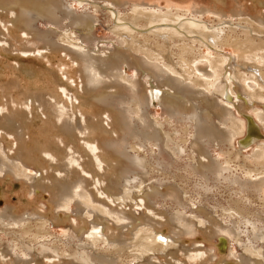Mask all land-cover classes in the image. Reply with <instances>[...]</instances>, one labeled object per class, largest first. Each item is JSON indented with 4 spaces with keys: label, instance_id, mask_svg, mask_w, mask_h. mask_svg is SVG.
<instances>
[{
    "label": "bare ground",
    "instance_id": "1",
    "mask_svg": "<svg viewBox=\"0 0 264 264\" xmlns=\"http://www.w3.org/2000/svg\"><path fill=\"white\" fill-rule=\"evenodd\" d=\"M102 1L104 4L101 5ZM140 1L141 0H78L80 5H87L86 10L78 12L73 5L65 0H0V47L5 48L8 52H12L13 54L14 50L12 51V46L14 47V45L12 42L10 43L9 35L12 36L16 30L18 31V22L21 24L19 30L23 32L24 40L26 39L25 41L23 40L24 42L20 43V46L22 47L19 50H21L23 54H37L36 52L39 51L47 52L42 53V58H46L50 52L56 54L57 51H61L60 53L64 52L65 56L69 55L71 58L69 59L73 60L71 62H76L79 65L81 71L80 74L82 73L83 82L81 83V86L78 85V88L81 87V89L84 90H82L83 93L86 91L87 93L93 92V94H95L99 91V99L108 101L107 105H110L113 104L115 98H125V95L122 94V90H124L125 86H128V88L133 91L129 94V97L133 100L130 104L125 102L128 99L123 102L124 105L121 110V113L124 116L123 124L128 123L129 119L126 120L125 117H127V113L130 112H138L140 114V123L143 126L148 127L149 124L154 122L152 120V122H150V119L148 121L147 107L149 108V103L145 100L142 102L140 100L141 95L139 93L143 94L142 96L146 97L149 102L153 99L159 100L161 104L166 106L165 108H167L171 115L174 114L178 117L190 118L195 129L192 142L196 152L195 156H193L194 169L201 173V175L210 172L218 174L222 171V165L218 159L212 157L206 147L207 145L205 146L206 141L213 140V143H215V141L223 143L225 141L226 143L228 141H236L238 136L245 132L244 130H246L248 122L254 126L259 124L264 128V0H259L261 9H258V7H256L255 4L249 0L250 5L255 8V13L250 12L249 6L247 9L243 6H240V8L236 7L232 11V16L245 22V25L237 22L239 25H242V27H236L234 26V23L230 21V23L226 25H210L203 20V17L206 14H213L217 20L222 18H226L225 20H227L231 18V15H229L226 11L223 0H210L213 6H198L196 4L192 10L181 9L177 6L174 8L168 7V9H163ZM131 2L132 4L129 10V15L133 18L132 21L129 22L126 21L127 15L122 12L121 7H129ZM102 6H105L110 16L114 19V24L112 26L113 31L121 36L119 39L121 44L116 48H83L78 42L73 41L71 33H68L66 38H64V41L59 43V41L53 38L50 30L40 31L36 26V22L39 19H46L51 21L52 24L57 25L60 24L62 19L66 18L73 29L75 28V30L80 31V37L91 39L95 27L94 23L98 19L97 12L100 8H102ZM90 7L94 8V11H92V9L90 10ZM4 15H7V17H4ZM128 18L130 17L128 16ZM141 20L146 22L144 27L138 25ZM15 35L18 41L22 40V36H20L19 33ZM28 39H31L33 42L41 41L44 44H41L43 45L41 48H38L36 45V47H34L32 44L28 43ZM227 46L238 50L240 52V57L237 59L236 56L230 57L224 55V48ZM201 47H205L210 50V53H204L203 51L200 52L203 49H201ZM175 50H178L180 54L178 53V61L172 65L170 64V61ZM61 55L65 57L63 54L58 55V57L60 56L62 59L63 57ZM30 56L34 58L31 54ZM247 56H251L250 58H246L251 62L246 63L243 61ZM43 63L44 61H42V65ZM47 64H49V62ZM66 64L67 63H64V65ZM121 64H126L129 67H132L135 70L137 77L134 80L128 81L129 78H125L120 71L121 68L119 69ZM14 65L18 69H22L23 71L25 70L27 73H33L35 77L38 75L43 76V78L48 77V70L46 72L42 70V68H35L34 65L23 67V65L20 66L17 62H15ZM14 65L13 67H15ZM54 65H58V63H54ZM49 66L51 65L49 64ZM76 70L77 69H75V71ZM143 72L145 73L144 76L151 77L153 79V86L150 88L146 87V90H143L144 88L142 89L140 87V81H142L141 78L144 77L141 75ZM57 74L58 75L52 76V81L46 79L49 87L52 85L50 90L51 92L45 91V94L43 92L40 94H31L29 97L30 99H27L30 105H35L34 109L28 105V107L24 109H16L15 107L10 106V109H12L11 113L3 114L4 108L0 105V139H3L5 136H9L18 141V144L15 147L9 145L6 146V144L4 147L0 146V174H4V172L7 171L15 172L16 174L17 172L20 173L21 166L23 167L22 164L25 161L28 163L35 162L36 157L33 155L34 151L28 148V140L35 142L36 144L33 146L36 148L39 147L41 150L40 152L44 154V156H47L50 160L58 159L57 157L59 155L56 152L57 150L55 151L51 149V147L50 149L45 148V145H42L39 141L34 140L30 133V128L28 133H25L24 135L21 134L23 136L20 135L21 131L19 133V128L23 130V125L25 124L27 130L29 119L34 115L33 110H35L37 117H42V115L45 114L44 110L49 109L51 104L58 105L60 112L52 110L56 118H58V120L56 118L55 120H60L64 124L63 126L73 130L76 128L79 130V128L82 129V127L83 129L84 127L88 128V131L91 130H89L90 125L88 126L86 124L85 126H82V123L80 122L82 120L78 118L79 113L76 114L74 112V103L72 102L67 104L69 102V98L72 99L71 97L68 98L67 103L65 101H61V92H67V88L63 83L73 80V78H71L72 75L70 71L66 72V76H64L63 73ZM74 74L76 75V73ZM24 75L26 74L24 73ZM109 80H111L110 83H108ZM17 85L18 83L15 86ZM60 86L62 87V91H60V94L58 93V95L57 92ZM101 87H103V89L100 90ZM135 91H138L139 93H135ZM73 92L75 91L73 90ZM83 93L81 92V95H83ZM11 94H13V92H10V96ZM65 95L68 96L66 93ZM50 98L53 100H50ZM94 99L98 98L94 97ZM120 100L123 101L122 99ZM12 104L16 105L15 102ZM80 107L82 106H79V108ZM88 107H91V105ZM51 109L57 108L56 106H51ZM112 109L114 110L113 107ZM111 121H114L113 117ZM40 125L42 126V124ZM59 126L60 128L62 127V125ZM60 128H58V131L62 129ZM85 130L86 129H84V131ZM96 131L97 130H95L94 133L97 134ZM85 132L87 133V131ZM92 132L93 131L89 132L87 136L84 135L85 137L81 138L86 139L89 142L91 141L90 143H92H84L89 153L86 156L87 158H90L87 160L88 162H84L80 159L82 151H70L67 147L63 146L68 149L70 153L65 155V152L68 150L64 152V155L68 157L65 161H62L63 163H61V161L59 162V164L61 163L59 165V172H57L58 168L56 170L54 165L50 163V166L54 167L57 174L50 175L46 170L45 173L41 172L40 176L38 174V179L35 180L36 187L34 186L36 189L46 188L45 190L50 191L56 199L55 202L58 203L61 208H66L67 202L75 200L74 197L78 196L79 199L76 198V200H78L81 204L84 203L86 205V212H88V209L95 211L100 215V218L104 219L103 221H99V225L92 226L89 232L87 225H78V223L74 224L75 233L77 234L76 236H80L87 232V238L88 240H92L91 244L94 246L99 245L102 241L108 243V241L113 240L116 244L112 246L120 248L122 242L126 241L129 234L134 232L135 229H138L137 231H141L148 228L137 225L136 223L138 221L153 227L151 228L153 232L157 231L159 224L163 223L170 225L169 227L172 226L171 230L173 235L169 236L174 243H171V241L169 243L167 242L168 240L164 243L162 239H157V235L166 238L163 233H158L155 236L146 234L145 238H148V240L144 246L147 248L146 251L150 252V254L152 253V256L136 260L134 264H209L208 257L206 256L204 250L205 246L203 244L199 246L197 245V247L190 246L182 241V234L185 233L186 235V233L189 234L196 232L197 229H203L206 234L205 236L210 238L214 233L220 231L219 227L221 225L218 222V216L216 217L211 214L205 210L206 208H201V213L199 212L202 215L201 217H197L195 215L185 217L182 214L168 215L165 212L153 210L151 208L154 203H152L151 196L154 194L156 195L159 188H152L151 192L143 190L142 192L137 193L142 196L144 192H146L145 196L141 197L136 204H139L142 207L149 206V212L151 215L145 216V219L143 217L141 219H136L135 221L132 220V222H129L131 228L127 226L124 228L122 226V230L121 228L119 230H114L112 228L110 223H113L114 218L118 214L120 215L122 211L110 205H113V201L123 203L124 200L119 197L109 196L112 187L108 184L104 171L108 169L113 171L112 168L114 169V166L120 164V166H117L121 167L122 164L121 162L116 163L111 161L107 155L102 154L103 150L106 148L100 147V139L95 138L98 134L93 136ZM153 135V137L162 143L165 134L160 132L158 127L157 131L154 132ZM125 137L127 136L125 135ZM18 138H21V140H18ZM255 140L256 138L250 136L247 140L241 141L239 145L240 149H244ZM73 141H75V148L80 145H78L76 140ZM56 144L58 143L56 142ZM2 152L8 158L7 162L2 157ZM253 156L255 159L264 157V143H261L256 148ZM82 157L84 156L82 155L81 158ZM60 158L62 159V157ZM86 163L90 165V176L87 175L89 174L87 172L83 174H81V172L78 173V170H80L78 167L73 168V165L75 164H82V166L85 167ZM47 167L49 170L50 167ZM124 169L128 168L124 167ZM113 174H115L114 171ZM113 174L111 176H113ZM116 177L119 179V174L115 176V178ZM251 181L252 186L258 189V191L264 187V175L254 178L250 180V182ZM170 189L178 194L176 187L172 186ZM102 196H105L107 202L109 203L101 202L99 199ZM82 211L83 210L78 209L77 213L80 215ZM31 213L32 212L28 211L24 215H33ZM129 213L130 212L126 214L132 215V213ZM85 214L88 216L87 213ZM92 215V213L89 214L90 217ZM0 218H7L21 226L24 225L25 220L22 214L15 212L14 209H11V207L10 210L5 209L1 212ZM51 218L55 221L64 220L62 216L57 215L52 216ZM95 220L96 224H98L97 219ZM42 221H39L41 224H39V226H41V228L44 226ZM2 223L4 222L2 221ZM76 225L78 227H76ZM104 230H107V235H105ZM258 235L261 238L263 237V233H259ZM104 236H106L105 240L103 239ZM39 251L33 250L31 254L25 253L24 255H20L18 253H14L9 247L2 248V246H0V264H70L65 262L66 260L64 261V258H70L69 254L65 251H56L49 247H42ZM94 251L95 255H89V257L81 256V260L78 258L75 259L74 256L72 259L75 263L73 264H97L96 262L104 263L106 260H111L106 253L99 252L98 250ZM262 251H264V248ZM260 253L262 254V252ZM150 254H148V256ZM260 255L250 257L246 255L242 256V259L240 260L242 261L241 264H264V257ZM194 259H197L198 261ZM212 259H214V257H212ZM107 262L110 263L109 261Z\"/></svg>",
    "mask_w": 264,
    "mask_h": 264
},
{
    "label": "rangeland",
    "instance_id": "2",
    "mask_svg": "<svg viewBox=\"0 0 264 264\" xmlns=\"http://www.w3.org/2000/svg\"><path fill=\"white\" fill-rule=\"evenodd\" d=\"M65 1L73 5L78 12H83L87 8V5H80L78 0ZM250 1L255 4L258 9H261L259 0ZM140 2H146L150 5H153L155 7L158 6L163 9H168V7L174 8L177 6L181 9L192 10V8L196 6V4L198 6H213L210 0H141ZM102 4H104L103 1L101 2V5ZM131 4L132 2L130 3L129 7H121L122 12L127 15L126 21L129 22H131L133 18L131 15H129ZM223 4L226 8L227 13L231 15V18L227 20H225L226 18L217 20L213 14H206L203 17V20L210 25H226L230 22H233L234 26L242 27V25H239L237 22H240L244 25L245 22L240 21L239 19L232 16V11L236 7L240 8V6H243L245 9H247V7L249 6L250 12L255 13V8L250 5L249 0H223ZM91 9L92 11H94V8L90 7V10ZM97 13L98 19L94 23L95 27L91 39L80 37V31L75 30V28L73 29V27L68 22V19L66 18L62 19L60 24L57 25L52 24V22L49 20L39 19L36 22V26L40 31L50 30L53 38L59 41V43H62V41H64V38H66V35L68 33H71L73 41L78 42L83 48H116L121 44L119 40L121 36L115 33L112 29L114 19L110 16L105 6H102V8H100ZM128 16L130 18H128ZM4 17H7V15H4ZM17 25L18 31L16 30V32L19 33L20 36H22V40L18 41L16 39V32L12 36L9 35L10 43L12 42V44L14 45V47L12 46V51L14 50L13 54L12 52H8V50H6L5 48L0 47V105L4 108L3 114L11 113L12 109H10V106L15 107L16 109H24L28 106H31L34 109L35 105H30L27 101V99H30V95L38 93L40 94L42 92L45 94V91L51 92L50 90L52 85H50L49 87L46 79L52 81V76L58 75L57 73H63V75L66 76V72L70 71L72 75L71 78H73V80L63 83L67 88V92L65 93L68 96H66L62 91V84L59 87L57 94H60V91H62L63 93L61 92V101H65L66 103L68 102L69 97L72 98H69V102L67 104H70L72 102L74 103V112L76 114L79 113L78 118L82 120L80 121L82 123V126H85L86 124L88 126L90 125L89 130H91L88 131V128L84 127V129H86L85 131H87L86 133L83 127L82 129L79 128V130L77 128L73 130L63 126L64 124L60 120L57 121L58 118H56L55 114L52 111L55 110L56 112H60L58 105L55 104H51V106H56L57 109H51L50 106L49 109L44 110L45 112L43 111L45 114L42 115V117H37L35 110H33L34 115L29 119L27 130L25 124L23 125V130L19 128V133L21 131L20 135L28 133L30 128V133L34 140H37L40 142V144L45 145V148L50 149L51 147V149L55 151L57 150L56 152L59 156L57 157L58 159L50 160L49 158H47V156H44V154L40 152L41 150L39 149V147H37V149L35 146H33L34 144H36L35 142L28 140L27 145L29 146L28 148L34 151L33 155L36 157L35 162L28 163L25 161L22 164L23 167L21 166L20 173L17 172L16 174L15 172L7 171L4 172V174H0V213L5 209L10 210L11 207V209H14L15 212L22 214L25 219V226H21L7 218H0V246H2V248L9 247L14 253L24 255L25 253L31 254L33 250L39 251L42 247H49L56 251H65L67 254H69L70 260L67 259V257L64 258V261L66 260L65 262H68L70 264L75 263V261L72 259L74 256L75 259L78 258L79 260H81V256L89 257V255H95L94 250H98L99 252L106 253L111 260H106L104 261V263L96 262L97 264H134L136 260H139L143 257L149 258L150 256H152V253L150 254V252L146 251L147 248L144 246L148 240V238H145L146 234L155 236L158 233H163L166 238L157 235V239H162L164 243H166L167 240V242L169 243L170 241L171 243H174V241L170 238V236L173 235L171 230L172 226L169 227L170 225L162 223L159 224L158 230L153 232L151 229L153 227L138 221L136 223L137 225L148 228H145L141 231H137L138 229H135V234L134 232L130 233L126 241L122 242V245L120 244V248L112 246L116 244V242L113 240L108 241V243L102 241L99 245L94 246L93 244H91L92 240H88L87 232L80 236H76L77 234L75 233L74 224L78 223V225H87V229L89 232L92 226L99 225V221L104 220L99 217L100 215L98 213L89 209V213L86 212V205L84 203L81 204L78 200H76V198L79 199V197L75 195V200L68 201L66 204L67 207L61 208V206L55 202L56 199L50 191L45 190L46 188H35V180L38 179L37 177L40 176L41 172L45 173L46 170L50 175L57 174L60 169L59 165L63 163L62 161H65L68 157H66L65 155H68V153H70V151L72 150L82 151L81 156L83 155L84 157L81 158V156L79 155L80 159L84 162H88L87 160H89L90 158H87L86 156L89 153L84 143H92H90L91 141L89 142L86 139L81 138L87 136L89 132L93 131V136L98 134L95 138L100 139V147L106 148L104 150L102 149V154L107 155L111 161H114L116 163L121 162V164L123 165V168L122 165L121 167H118L120 166V164H117L118 166H114V169L112 168L115 174H113V171H111L110 169L104 171L105 178L107 179L108 184H110L112 187L109 196L119 197L124 200L123 203H117L113 201V205L109 204L110 206H113L116 209L122 211L120 215L118 214L114 218V222L110 223L114 230H119L120 228L122 230L126 226L131 228L129 222H132V220L135 221L136 219H141L143 217L145 219V216L151 215L149 212V206L142 207L141 205L136 203L141 197L145 196L146 192H151L152 188L156 187L159 188V191L156 192V195L154 194L151 196L152 203H154L153 207L151 208L153 210L165 212L168 215L182 214L185 217L189 215L201 217L202 215L200 214V210L206 208L205 210L215 215L216 217L218 216V222L221 225L219 227L220 231L214 233L210 238H207L205 236L206 234L204 233L203 229H197L196 232H192L194 234H182V241L189 244L190 246L197 247V245L199 246L202 244L205 246L204 250L206 256L208 257L209 264H241L242 261L240 260L242 259V256H257L261 254L260 252H262L260 256L264 257V251H262L264 248V187L258 191V189L252 186V181L250 182V180L264 175V157L255 159L253 156L256 148L261 143H264L263 127H261L259 124L254 126L248 122L246 130H244L245 132L241 133L236 141H228L227 143L226 141L224 143L218 141H215V143H213V140L206 141L205 146L207 145L206 147L212 157L219 160L222 165V171L218 174H213L210 172L201 175V173L194 169L193 156H195L196 152L192 145V142L193 136L195 134V129L190 118L180 116L178 117L174 114L171 115L167 108H165L166 106L161 104L159 100L153 99L149 102L146 97L142 96L143 94L137 91L141 95L140 100L142 102L143 100H145L149 103V108L147 107L148 116L146 115L148 117V121L150 119V122L154 121L156 124L153 122L152 124H149L148 127L141 125V118L138 112L127 113L128 116L125 117V119H129L130 122L128 121L127 124H123L124 116L121 113V110L123 109L122 106L124 105L123 102L128 99L125 102H128V104H130L133 100L129 97V94H131V92L133 91H131L128 86H125L124 90H122V94L125 95V98H120L117 96L118 98L114 99L115 103L113 102V104L110 105H107L108 101L99 99V91L95 93L96 95L93 94V92L87 93L85 91L83 93L84 90L81 89V87L78 88V85L81 86V83L83 82V77L82 73L80 74L81 71L79 65L76 62H71L73 60H70V56H65L64 52L60 53L61 51H55L56 54L50 52V54H48L46 58H42L41 56L42 53H47L44 51L36 52L37 54L27 53L28 56L27 54H23L21 50H19L22 47L20 46V43L24 42L26 39L24 40L23 32L19 30L21 24L17 22ZM138 25L144 27L146 25V22L141 20ZM27 41L34 47L38 46V48H41L43 46L41 44H44L41 41L33 42L31 39H28ZM201 49L202 50L200 52L203 51L204 53H210V50L206 49L205 47H201ZM224 49V55L230 57L236 56L237 59L238 57H240V52L233 47L227 46ZM58 52L65 56L63 57L61 55L64 58H62L63 60L60 56L58 57V55H60ZM178 53V50L174 51L170 64L173 65L178 61ZM30 54L34 58H32ZM49 55L52 57H50ZM35 57L38 59H36ZM250 57L251 56L245 57L243 61H245L246 63L251 62L250 60L246 59ZM42 61H44L43 65ZM47 61L51 66L47 64ZM15 62H17L20 66L23 65V67L34 65L35 68H42V70L46 72L48 70V77L43 78V76L38 75L36 76V78L33 73H27L25 72V70L23 71L22 69H18L14 65ZM54 63H58L60 67L58 65H54ZM64 63L67 64L64 65ZM13 65L16 68L13 67ZM49 68L52 69L50 70ZM74 68L77 70L75 71ZM119 69L125 78H129L128 81L134 80L137 77L135 70L126 64H121L119 66ZM24 73L26 75H24ZM74 73H76V75ZM144 74L145 73L143 72L141 75L144 76ZM142 78V81H140V87L142 89L144 88L143 90H146L147 88L153 86V79L151 77L144 76ZM110 81L111 80H109L108 83H110ZM71 82L74 86L71 85ZM143 82L145 85L143 84ZM17 83L18 85L15 86ZM101 89H103V87H101L100 90ZM73 90L75 92H73ZM10 92H13L11 96ZM81 92L83 93V95H81ZM137 92L135 91V93ZM93 95L98 99H94ZM120 99H122L123 101H121ZM50 100L53 99L50 98ZM12 101L15 102L16 105H13ZM93 103H95L96 105ZM90 105L91 107H88ZM79 106H82L80 107L81 110ZM112 107L114 108V110L112 109ZM112 117L114 121H111ZM55 118L57 120H55ZM38 122H41L40 124H42L43 127ZM59 125H62L61 128L65 131L62 130ZM157 127L160 132H163V134H165L162 143H160L159 140L153 137L154 132L157 131ZM58 128H60L61 130L58 131ZM133 129L135 130V132ZM95 130H97V134L94 133ZM36 131L38 132V134ZM70 135H73L75 139ZM125 135L127 137H125ZM250 136H253L254 138H256V140L244 149H240V142L247 140ZM18 140H21V138H18ZM73 140H76L78 145L80 144L78 146L79 149L78 147H74L75 141ZM56 142L58 144H56ZM5 144L6 146L9 145L15 147L18 144V141L9 136H5L3 139H0V146L4 147ZM53 146L55 149L53 148ZM63 146L67 147L70 151ZM2 157L6 162L8 161V158L4 155L3 152ZM60 157H62V159L64 160H62ZM60 161L61 163L59 164ZM50 163L54 165L56 170L58 168L57 172L53 166H50ZM47 166L50 167L49 170L47 169ZM77 167L80 169L78 170V173H89L90 165H88L87 163L85 167H83L82 164L73 165V168ZM124 167H127L128 169H124ZM90 174L91 173L87 175L90 176ZM112 174L113 176H117L119 174V179L117 177L115 178V176H111ZM172 186L176 187L178 194L170 189L172 188ZM143 190L146 192H144L142 196L137 194L138 192H142ZM172 193L174 194V196ZM99 200L103 203H109L107 202L105 196H102ZM78 209L83 210L80 215L77 213ZM28 211L32 212L31 214L33 215H24ZM84 212L87 213L88 216H86ZM125 212H130L132 213V215L130 213V215H127ZM90 213L93 214L91 217L89 216ZM84 214L86 217L84 216ZM56 215L62 216L64 220L55 221L51 218L52 216ZM66 217L68 220L66 219ZM95 219H97L98 224H96ZM2 221L4 223H2ZM39 221H42L44 223V226H42L43 228L39 226ZM76 227L78 226L76 225ZM221 228L224 229L222 230ZM73 231L75 234L73 233ZM104 233L105 235H107V230H104ZM259 233H263L262 238L258 235ZM103 239L105 240L106 236H104ZM148 254L150 255L148 256ZM212 257H214V259H212ZM194 260L198 261L197 259ZM107 261H109L110 263H108Z\"/></svg>",
    "mask_w": 264,
    "mask_h": 264
}]
</instances>
